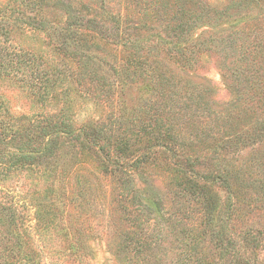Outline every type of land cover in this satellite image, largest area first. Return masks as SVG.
<instances>
[{"label":"rangeland","instance_id":"1","mask_svg":"<svg viewBox=\"0 0 264 264\" xmlns=\"http://www.w3.org/2000/svg\"><path fill=\"white\" fill-rule=\"evenodd\" d=\"M64 1L76 8L88 2ZM103 1V16L151 28L133 34L147 61L130 68L137 83L124 91L110 69L120 67L121 45L83 27L68 29L58 0H0V264H84L81 255L88 264H233L248 255L239 249L241 232L264 231V212L243 205L233 177L231 189L209 179L226 169L220 146L228 134L221 126L236 98L222 69L225 59L231 66L236 57L213 47L196 53V67L185 69L169 31L174 0H165L171 11L162 20L153 5L145 10L127 0ZM199 1L188 9L192 16L208 4L223 11L231 3ZM234 1L237 7L226 14L234 20H202L186 38L188 50L211 29L220 38L236 31L251 40L264 34V6ZM60 34L69 53L56 43ZM79 52L89 55L96 77L84 74ZM159 68L189 87L208 88L207 106L189 90L165 109H149L146 74ZM117 117L124 123L117 125ZM94 124L106 131L105 140L90 134ZM47 125H60L61 149L43 158L54 135L40 137ZM26 154L32 159L20 158ZM255 158L235 157L231 174L256 171ZM195 159L198 174L185 164ZM153 195L162 199L163 215ZM210 202L217 204L211 214ZM222 227L235 248L217 240ZM258 258L264 264V249Z\"/></svg>","mask_w":264,"mask_h":264},{"label":"trees","instance_id":"2","mask_svg":"<svg viewBox=\"0 0 264 264\" xmlns=\"http://www.w3.org/2000/svg\"><path fill=\"white\" fill-rule=\"evenodd\" d=\"M96 2L102 4L97 8L94 6ZM128 3L133 6L137 5L136 8L146 5H153L156 8L155 16L160 18L159 20L166 19L168 13L171 11L167 8L165 0H127ZM247 2L246 6H264V0H243ZM103 0H88L87 3H76L79 8H76L72 3L58 0L59 7H63L68 18H67V28H77L83 27L87 30L94 31L102 37L112 40L115 44L122 46L123 51L121 53V64L119 68L111 66L110 69L113 72L112 74L116 76L118 87L121 86V89L124 91L128 86L136 84L137 81L133 79L131 73L129 72L133 67L139 65V63H144L147 61V54L145 52V46L138 43V40L134 38V32H137L141 29L150 28L147 24L141 25L140 27L131 26V22L127 17L124 19H119L115 15H106L103 16L101 11L104 9ZM187 3L189 5L187 6ZM201 2L198 0H174V13L170 17L169 23L171 27L169 31H172L175 34V46L174 50L182 61L183 68L194 69L198 64L196 53H201L204 51H211L213 47H219L222 51L226 52L229 50L227 57L233 56L236 57L232 61V65L228 66L227 60L224 61L223 66V78L231 82L233 90L235 92V106H233L234 111L231 115L223 121L222 131L228 135L222 139L220 149L226 158V164L223 165V173L217 172L216 174H211L209 179L214 183H219L224 187L231 189V178L235 180V186L238 188L240 193V200H242L243 205H248L257 208L260 212H264V34L256 35L254 39H249L247 35L239 31H232L235 33H230L227 37L220 38L216 35L215 29H211L209 32H204L201 35L200 39H197L193 45L195 50H188L186 48V38L191 36L193 30L196 26L202 21L206 20L209 24H214L218 20V15L221 18L227 16V12L230 9L237 7V4L234 0H231V3L226 6L223 11L217 10L215 7L206 5V7L200 10L199 14L191 15L188 9L199 6ZM135 7V6H134ZM145 12V11H144ZM187 16V20H185ZM105 17V19H103ZM185 20V21H184ZM234 18L232 16H227L226 21L232 22ZM108 23L110 26H108ZM222 24V23H221ZM151 29V28H150ZM133 30V33L131 32ZM209 34V36H208ZM247 34V33H246ZM249 35V34H248ZM56 43L58 47L63 50L65 53L68 49L67 39L63 35L57 37ZM162 45H166L164 41H160ZM171 51V49H170ZM79 55V60L82 62L84 74L87 76L96 77V74L92 71V63L89 55H84L82 53L75 54ZM129 68V69H128ZM162 70V71H161ZM174 74V73H173ZM176 74V73H175ZM131 75V76H130ZM178 75V74H177ZM150 78V102L154 104L146 103L149 106V109L153 107H158L165 109L168 106L169 101H179L180 97L183 96L184 92L192 91L193 96L195 97V102L204 108L207 106L206 98L209 95L208 88H201L199 90L196 86L189 87L187 81H182V78L177 80L175 76H169L166 71L162 68L157 69L156 72H153L149 75ZM180 76V75H179ZM99 79H97L98 81ZM126 104L123 101V110L125 113L127 110ZM201 109V108H200ZM219 118L217 122H219ZM124 120L120 117H117L116 124L124 123ZM250 121V122H249ZM126 124V122H125ZM247 126L244 129L240 130L238 127ZM64 125V123L61 124ZM91 125V124H90ZM95 126L91 128L90 134L96 140H105L106 131L102 128L100 124H94ZM216 125V124H215ZM60 125H47L44 129V133L40 135L46 136L53 133V137H50L47 145L45 146V152H43L44 157L54 156L61 149L59 140L61 139L60 135L57 133ZM253 153L256 155L255 166L256 171L251 169L250 171L243 170L239 168V172L236 174H231L233 168L230 170L229 166L235 161V157L241 156L244 154ZM42 157V156H41ZM24 159L31 158V155H24ZM263 162H259L261 160ZM186 167L196 172H199L198 163L195 160H188L185 162ZM247 196V197H246ZM153 203L155 211L160 214H164V203L158 195H153ZM217 204L214 202L209 203V213L211 214L216 210ZM233 205L229 206V211H231ZM219 229L216 232L217 240L226 244L227 246L232 245L234 248L233 240H231L227 235V232L223 229ZM227 239H226V238ZM239 249L244 252H248L247 256H239V258L233 264H261L259 261V252L264 249V231L263 230H254L249 227L241 232ZM78 243V247L82 248V243ZM81 244V246H80ZM81 259L84 264L87 263V257L81 255ZM264 261V260H263ZM264 263V262H262Z\"/></svg>","mask_w":264,"mask_h":264}]
</instances>
